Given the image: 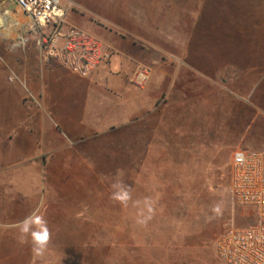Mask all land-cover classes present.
<instances>
[{"label": "crops", "instance_id": "obj_1", "mask_svg": "<svg viewBox=\"0 0 264 264\" xmlns=\"http://www.w3.org/2000/svg\"><path fill=\"white\" fill-rule=\"evenodd\" d=\"M64 1L73 5L67 24L100 39L114 56L111 65L82 78L43 58L33 39L23 49L2 45L40 107L0 91V235L33 211L76 207L90 187L105 185L118 170L138 177L144 163L165 160L172 128L195 135L196 119L204 112L211 119L202 103L216 96L227 68L249 80L252 65L264 67V58L251 59L264 51H218L214 61L198 56L199 19L216 14L203 0ZM234 24L251 30L249 22ZM179 54L192 55L193 63L166 60ZM138 67L150 73L141 89L132 83ZM5 80L0 69V88ZM255 102L264 111V102Z\"/></svg>", "mask_w": 264, "mask_h": 264}, {"label": "rangeland", "instance_id": "obj_2", "mask_svg": "<svg viewBox=\"0 0 264 264\" xmlns=\"http://www.w3.org/2000/svg\"><path fill=\"white\" fill-rule=\"evenodd\" d=\"M203 1L216 14L199 19V57L214 61L218 51H264V0ZM234 22H249L251 30L247 26L243 33ZM21 35L15 32L9 39L0 31V69L6 75L0 91L22 94L25 104L40 107V98L19 73L20 81H9L12 67L2 45L21 47ZM261 58L252 55V64ZM192 59L189 54L166 57L181 67ZM237 70L227 68L216 96L202 103L205 111H212L211 119L205 112L196 119L197 134H179L194 132L191 128H172L176 134L165 160L144 163L138 177L129 172L120 177L130 188L127 204L110 199L117 177L92 186L76 207L52 206L41 213L52 234L43 256H35L30 243L19 242L16 228L0 235V264H225L216 251L219 235L231 222H251L229 194L231 158L239 149L264 150V111L255 102H264V67L252 65L249 80ZM246 107L252 109L250 115L244 114ZM217 205L219 214L213 211Z\"/></svg>", "mask_w": 264, "mask_h": 264}, {"label": "built area", "instance_id": "obj_3", "mask_svg": "<svg viewBox=\"0 0 264 264\" xmlns=\"http://www.w3.org/2000/svg\"><path fill=\"white\" fill-rule=\"evenodd\" d=\"M71 8L64 0H0V31L16 29L24 35L21 47L33 39L43 58L87 78L99 67L111 65L114 53L97 37L67 24ZM149 78V71L138 67L132 83L141 89ZM15 80L20 81L11 69L9 81ZM231 167V200L247 211L251 222L227 224L216 241L217 255L225 264H264V150L235 151Z\"/></svg>", "mask_w": 264, "mask_h": 264}, {"label": "clouds", "instance_id": "obj_4", "mask_svg": "<svg viewBox=\"0 0 264 264\" xmlns=\"http://www.w3.org/2000/svg\"><path fill=\"white\" fill-rule=\"evenodd\" d=\"M122 176L123 170H118L117 179L111 184L113 191L110 199L121 204H127L131 199V192L129 186L120 178ZM213 211L219 214L220 206H215ZM3 227L8 226L3 225ZM15 227L19 232V242L22 244L30 243L33 254L43 256L52 239L51 231L44 216L38 210L33 211L23 220L18 221Z\"/></svg>", "mask_w": 264, "mask_h": 264}, {"label": "bare ground", "instance_id": "obj_5", "mask_svg": "<svg viewBox=\"0 0 264 264\" xmlns=\"http://www.w3.org/2000/svg\"><path fill=\"white\" fill-rule=\"evenodd\" d=\"M4 31H5L6 36L10 39L13 36V34L15 33L16 29L11 28L9 26V28L6 27Z\"/></svg>", "mask_w": 264, "mask_h": 264}]
</instances>
